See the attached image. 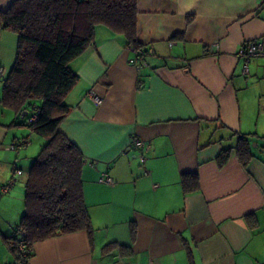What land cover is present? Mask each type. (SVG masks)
Here are the masks:
<instances>
[{"label": "crops", "instance_id": "crops-1", "mask_svg": "<svg viewBox=\"0 0 264 264\" xmlns=\"http://www.w3.org/2000/svg\"><path fill=\"white\" fill-rule=\"evenodd\" d=\"M12 1L0 0V9ZM136 7V38L147 50L140 74L124 38L103 25L71 62L78 79L59 129L84 157L91 232L34 243L28 264H264V58H250L244 72L237 55L245 41L264 42V0H137ZM10 33L0 32V98L16 51ZM21 118L0 104V186L14 164L22 171L0 190L5 259L3 236L16 233L36 154L32 143L9 149L35 136ZM240 134L252 138L247 166L234 153ZM223 147L233 149L219 166ZM102 173L113 183L99 182ZM185 174L197 175V190L183 191Z\"/></svg>", "mask_w": 264, "mask_h": 264}, {"label": "trees", "instance_id": "trees-1", "mask_svg": "<svg viewBox=\"0 0 264 264\" xmlns=\"http://www.w3.org/2000/svg\"><path fill=\"white\" fill-rule=\"evenodd\" d=\"M137 0H13L0 9V32L16 35L14 61L2 81L0 104L22 116L43 143L25 181L24 209L14 235L3 242L17 264H28L33 244L51 237L86 230L92 225L82 189L83 154L60 131L70 110L65 95L77 82L71 62L93 43L98 25L124 38L125 45L143 48L136 38ZM182 34H176L179 38ZM36 118L29 121L32 114ZM28 138V137H24ZM251 139L240 134L234 153L243 166L253 158ZM231 147L220 149L219 166ZM184 192L198 189L196 174L181 178ZM22 237L27 254L18 250Z\"/></svg>", "mask_w": 264, "mask_h": 264}, {"label": "built area", "instance_id": "built-area-1", "mask_svg": "<svg viewBox=\"0 0 264 264\" xmlns=\"http://www.w3.org/2000/svg\"><path fill=\"white\" fill-rule=\"evenodd\" d=\"M131 52L133 53L132 57L129 58V64L135 68V70L140 74L142 69L147 65V52L143 48H137L133 49L129 47ZM237 55L245 60V64L243 66L244 72L247 70V64L246 62L250 58H264V42L261 41H252L248 40L243 42L240 47L237 50ZM138 85L142 86V80L139 76L138 78ZM87 96L97 105L101 103V99L92 91L90 90ZM36 118V113L32 114L29 118V121H32ZM30 138H20L12 141L9 144V149L18 152V150L22 147H26L29 145ZM133 146L142 149L144 147L143 141L138 139V138H133L132 142ZM141 160L143 158L141 157ZM13 178L10 179V181L7 184H4L0 186L1 192H6L14 183L15 178L14 176H19L22 171L20 168L16 166V164L13 165ZM99 182L104 183V184H112L113 180L112 178L107 175L106 173H102L99 177ZM17 247L18 250L22 253V255L27 254V249H26V244L25 241L22 237H19L17 240Z\"/></svg>", "mask_w": 264, "mask_h": 264}, {"label": "rangeland", "instance_id": "rangeland-1", "mask_svg": "<svg viewBox=\"0 0 264 264\" xmlns=\"http://www.w3.org/2000/svg\"><path fill=\"white\" fill-rule=\"evenodd\" d=\"M10 34H12L11 36H13L14 38H15V34L14 33H10ZM14 54H15V52H14ZM14 58H15V56H14ZM13 58V59H14ZM14 61V60H13ZM11 67V66H10ZM9 69L10 68H8V70H6V74H7V72L9 71ZM258 139V138H257ZM256 139V140H257ZM260 140V139H259ZM30 142L32 143V146L34 147V150H35V153L37 154L38 153V151H39V149H40V146H41V144L43 143V141H42V139L40 138V137H38V136H33L32 137V139L30 140ZM35 154V155H36ZM2 247H0V264H17L16 262H15V260H14V258L11 256V255H9L8 253H6V255L8 256V259H5L4 258V256H3V251H2V249H1ZM11 256V257H10Z\"/></svg>", "mask_w": 264, "mask_h": 264}, {"label": "water", "instance_id": "water-1", "mask_svg": "<svg viewBox=\"0 0 264 264\" xmlns=\"http://www.w3.org/2000/svg\"><path fill=\"white\" fill-rule=\"evenodd\" d=\"M26 114V111L23 112L22 117Z\"/></svg>", "mask_w": 264, "mask_h": 264}]
</instances>
